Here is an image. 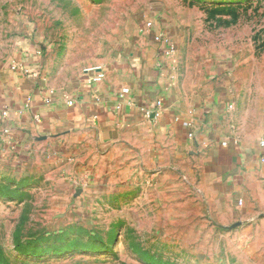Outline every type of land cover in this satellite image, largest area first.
Returning <instances> with one entry per match:
<instances>
[{"label":"rangeland","instance_id":"1","mask_svg":"<svg viewBox=\"0 0 264 264\" xmlns=\"http://www.w3.org/2000/svg\"><path fill=\"white\" fill-rule=\"evenodd\" d=\"M153 13L179 31L182 70L230 64L264 97V0H0V64L33 44L52 73L75 78L112 60ZM127 159L0 170V264H264L263 213L220 225L177 172Z\"/></svg>","mask_w":264,"mask_h":264},{"label":"crops","instance_id":"2","mask_svg":"<svg viewBox=\"0 0 264 264\" xmlns=\"http://www.w3.org/2000/svg\"><path fill=\"white\" fill-rule=\"evenodd\" d=\"M153 14L151 27L129 32L98 66V83L92 71L52 73L33 44L0 64V170L39 158H80L91 170L98 159L128 158L148 172H177L220 225L250 221L264 213V97L242 88L230 64L208 65L201 77L182 70L179 31ZM158 99L162 115L147 119L141 107Z\"/></svg>","mask_w":264,"mask_h":264},{"label":"built area","instance_id":"3","mask_svg":"<svg viewBox=\"0 0 264 264\" xmlns=\"http://www.w3.org/2000/svg\"><path fill=\"white\" fill-rule=\"evenodd\" d=\"M145 24L147 27H151L152 21L147 20ZM167 42H169V40ZM170 48H171V50L175 49L173 45H171ZM86 71L87 72H89V71L94 72L90 78V81L93 83H98L104 78V73L101 69L98 68V66L94 67V68H88V69H86ZM129 92H130V89L128 87H122L120 92H119L120 98H124L125 95L128 94ZM49 101H50V98L47 99V102H49ZM69 103L72 104L73 101L70 100ZM119 106H120V104L118 105V107ZM162 107H163L162 100L158 99L151 106H147V105L142 106L141 111L147 119H157L162 115V112H163ZM5 132H8V129H5ZM190 135H192V133H190ZM260 143H261V146L264 147V139L261 140ZM240 203H241V201H240Z\"/></svg>","mask_w":264,"mask_h":264},{"label":"trees","instance_id":"4","mask_svg":"<svg viewBox=\"0 0 264 264\" xmlns=\"http://www.w3.org/2000/svg\"><path fill=\"white\" fill-rule=\"evenodd\" d=\"M7 194H8V192H6L4 195H7ZM55 251L59 252V251H61V249H56Z\"/></svg>","mask_w":264,"mask_h":264},{"label":"water","instance_id":"5","mask_svg":"<svg viewBox=\"0 0 264 264\" xmlns=\"http://www.w3.org/2000/svg\"><path fill=\"white\" fill-rule=\"evenodd\" d=\"M264 214V213H263Z\"/></svg>","mask_w":264,"mask_h":264}]
</instances>
